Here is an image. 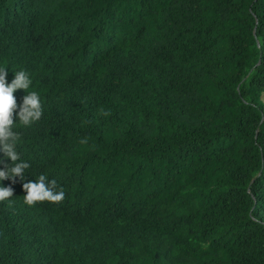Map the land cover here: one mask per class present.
Segmentation results:
<instances>
[{"label": "trees", "instance_id": "1", "mask_svg": "<svg viewBox=\"0 0 264 264\" xmlns=\"http://www.w3.org/2000/svg\"><path fill=\"white\" fill-rule=\"evenodd\" d=\"M3 68L43 111L0 264H264V0H0Z\"/></svg>", "mask_w": 264, "mask_h": 264}, {"label": "clouds", "instance_id": "2", "mask_svg": "<svg viewBox=\"0 0 264 264\" xmlns=\"http://www.w3.org/2000/svg\"><path fill=\"white\" fill-rule=\"evenodd\" d=\"M6 76L5 68L0 69V153H3V159L11 161V164H4L0 169V180L15 182L16 178L23 181L25 170L30 167V164L23 161L17 152L21 135L14 130L17 126L16 122L18 121L21 127H30L40 120L43 109L40 96L36 91L25 94L21 104L18 105L16 102L13 93L18 89L26 92L32 83L25 70L14 72L11 83H7ZM3 159H0V163ZM23 191L25 193L23 203L29 207L41 202L56 204L65 198L64 190H57L56 180H48L43 174L39 175L35 181L23 183ZM12 196L13 189L10 186L0 187V202L10 201Z\"/></svg>", "mask_w": 264, "mask_h": 264}]
</instances>
